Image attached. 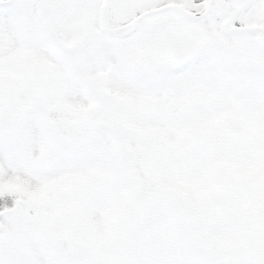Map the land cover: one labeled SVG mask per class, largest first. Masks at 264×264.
<instances>
[{
  "label": "snow or ice",
  "instance_id": "obj_1",
  "mask_svg": "<svg viewBox=\"0 0 264 264\" xmlns=\"http://www.w3.org/2000/svg\"><path fill=\"white\" fill-rule=\"evenodd\" d=\"M0 264H264V0H0Z\"/></svg>",
  "mask_w": 264,
  "mask_h": 264
}]
</instances>
